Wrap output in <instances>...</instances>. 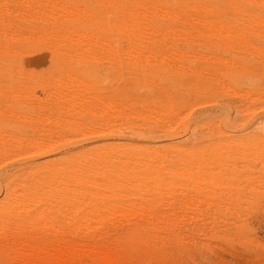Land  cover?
<instances>
[{"label": "rangeland", "instance_id": "374dc122", "mask_svg": "<svg viewBox=\"0 0 264 264\" xmlns=\"http://www.w3.org/2000/svg\"><path fill=\"white\" fill-rule=\"evenodd\" d=\"M0 219V264H264V0H0Z\"/></svg>", "mask_w": 264, "mask_h": 264}, {"label": "bare ground", "instance_id": "6f19581e", "mask_svg": "<svg viewBox=\"0 0 264 264\" xmlns=\"http://www.w3.org/2000/svg\"><path fill=\"white\" fill-rule=\"evenodd\" d=\"M61 61H63L62 59H60ZM57 61V60H56ZM61 61H60V63H61ZM59 62V61H58ZM86 70V69H85ZM84 70V71H85ZM179 87V86H178ZM81 114V113H80ZM90 114V113H89ZM91 114H93V113H91ZM77 115V114H76ZM94 118V117H93ZM124 132V131H123ZM34 133V132H33ZM88 135V134H87ZM39 142V141H38ZM37 142V143H38ZM43 143H45V142H43ZM47 144V143H46ZM38 145V144H37ZM46 150H51V146H48V145H45V144H40V145H38L37 147H35V152H34V155L35 156H39L40 154H42V153H44ZM43 155V154H42ZM65 159V158H64ZM70 159V158H69ZM67 160V159H66ZM71 161V160H70ZM68 162H69V160H68ZM67 162V163H68ZM72 162V161H71ZM71 162H69V163H71ZM8 201V200H7ZM6 205V204H5ZM9 207V206H8ZM5 208V207H4ZM15 209H16V207H14ZM2 209V208H1ZM9 210V209H8ZM7 210V211H8ZM12 210H14V209H12ZM11 210V211H12ZM10 211V210H9ZM10 211V212H11ZM17 211V210H16ZM6 212V211H5ZM2 213V212H1ZM5 214V213H4ZM9 214V213H8ZM12 214H14V212L12 213ZM11 214V215H12ZM3 215V214H2ZM15 215V214H14ZM8 216L9 215H7V218H8ZM11 218V217H10ZM1 220V219H0ZM5 222H6V220H5ZM2 224V223H1ZM15 234V233H14ZM13 258V257H12ZM101 258V257H100ZM6 260V259H5ZM70 261V260H69ZM16 264V263H15Z\"/></svg>", "mask_w": 264, "mask_h": 264}]
</instances>
